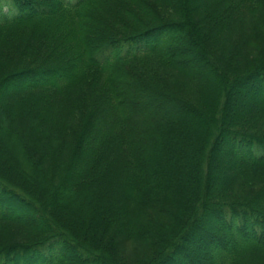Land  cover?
<instances>
[{
	"label": "trees",
	"instance_id": "16d2710c",
	"mask_svg": "<svg viewBox=\"0 0 264 264\" xmlns=\"http://www.w3.org/2000/svg\"><path fill=\"white\" fill-rule=\"evenodd\" d=\"M101 2L0 0V83L21 81L0 102V134L20 150L14 164L0 159V226L13 224L0 228V264H193L196 256L182 251L198 240L207 246L199 264H264V206L235 202L231 165L218 189L212 183L221 140L244 155L247 171L264 168V138L227 123L238 86L255 82L264 96V56L234 68L220 46L264 0H143V12L129 9L136 25L116 28L97 45L86 35ZM186 35L208 76L181 60ZM120 67L184 111L153 117L162 136L156 143L142 132V107L117 84L127 75L117 74ZM163 67L181 82L162 80ZM251 114L240 122L264 126V114ZM14 170L29 178L17 181ZM14 202L35 212L33 224L14 216ZM153 213L165 219L154 223ZM114 237H154L156 247L147 260L126 261Z\"/></svg>",
	"mask_w": 264,
	"mask_h": 264
},
{
	"label": "rangeland",
	"instance_id": "374dc122",
	"mask_svg": "<svg viewBox=\"0 0 264 264\" xmlns=\"http://www.w3.org/2000/svg\"><path fill=\"white\" fill-rule=\"evenodd\" d=\"M75 1V0H72ZM121 3L122 6L126 9H128V12L123 10V17L122 19H125V23H127V26H132V24L136 23L133 22L131 18L128 16V14H134L132 12V9L129 11L130 8L138 9L144 8L141 10L142 12L145 10L144 5L140 4V1L137 0H107L105 4L102 2L99 4V9L95 10L94 13L91 14V18H93V22L88 24V27L91 26V28L88 29L86 39L90 41L92 38H94L93 34H91L92 28L96 32L98 30L106 29L108 26H111L112 28H127L123 26V23H118L119 21L116 20V15L112 11L109 10L108 7L116 6L117 4ZM152 5H154L158 12H164L166 15H170V9H168V4H160L157 1H153ZM117 9L120 8V6L116 7ZM120 10V12H121ZM139 10V9H138ZM136 17V16H135ZM138 17H136L137 19ZM118 21V22H117ZM136 25V24H134ZM99 31V32H100ZM111 31H113L111 29ZM95 32V31H94ZM113 34V33H112ZM154 34V33H152ZM99 35V33L97 34ZM112 36V35H111ZM98 38V37H97ZM190 39L188 35L184 36L182 46L184 48V52L180 54V58L182 61H184L188 67H191L194 70L197 69V73L200 75L208 76L210 73L209 69H205L202 65V60L198 59L200 56L194 52L193 45L191 44ZM100 38L97 40V45L101 44ZM220 46L221 48L225 47L226 49V63H231L232 66L235 68L236 66L244 67L249 66L252 64L257 57H263L264 56V7L257 5L253 10L247 12L244 14V17L241 21L236 22L232 28L225 32L224 35H222L220 39ZM90 43V42H89ZM219 46V49H220ZM179 58V59H180ZM37 59V58H36ZM27 61V60H26ZM38 63H41L40 58L36 60ZM51 64H50V63ZM60 63L61 61L56 60V63ZM195 62V63H193ZM52 61H46L45 64L47 66H51L53 64ZM38 68H41L38 66ZM127 75L125 77H121V79L117 82V84L121 85L123 90L125 91L127 97L135 99L136 102L140 104L142 108L139 109V114L143 115V125H142V132L143 134H146L147 139H152L153 142H157L158 140L162 139L161 132L159 131V128L153 122V117L155 116H162L165 117V119L169 120L171 115H184L183 109H178L173 107L171 103L169 102L167 98V93H164L163 91H160L162 93L156 92V87L152 86L149 88L142 87L143 85L140 84L139 79L134 77L132 74H129V72H125ZM249 73V70L247 74ZM160 77L162 80H166L169 82H181V79L179 76H176L175 73L168 67H163L160 70ZM134 83V85H133ZM21 84V81L19 80H9L6 82L0 83V102L4 103V98L6 95L12 94L13 90L17 88ZM133 85V86H132ZM131 99V100H132ZM264 96L261 95L259 92L258 85L255 86V82L248 81L240 86H238L233 93L230 95V101L228 106L227 114L231 120V122L227 120V123L229 125V128L234 127L237 128V125H242L243 127H247L250 132L258 134V136L264 138V126L260 123H257V121L252 122H240L241 116L247 112L257 115H263L264 114ZM135 112V111H134ZM136 113V112H135ZM251 114V115H252ZM232 117H236L235 119H232ZM264 118V115L262 116ZM150 118L151 121L149 120ZM68 128L69 129H75L76 128V121L75 124H73V120H68ZM151 124V125H150ZM191 124V123H190ZM236 124V125H235ZM228 125H226L225 130L228 129ZM233 131V130H232ZM148 142V141H147ZM146 149V148H145ZM224 152H227L225 155ZM235 152H238V149L235 147L234 149H231L226 145L224 140H221L219 142V148L217 152V156L214 160L213 165V174H212V183L213 187L215 189H218L220 184H223L225 179V169L227 168V165H231L233 168V174L232 171L229 172V176L234 179V190H235V202H247L244 204H249L252 202L259 203L260 206H264V168H257L253 167L250 170L247 171L246 164L242 162L241 159L242 153L239 152V154H235ZM20 150L17 146L16 141L10 136L6 134H0V159L1 158H7L11 163H13V158L15 156L19 157ZM239 156V158H238ZM14 164V163H13ZM15 167V166H14ZM28 167L24 166V170L26 171ZM8 169V168H6ZM17 170V169H16ZM14 170V172L16 171ZM18 171V170H17ZM15 172L17 177V181L19 182H26L25 179L29 178L27 175H23L21 172ZM7 173V172H6ZM27 173V172H26ZM20 175V176H19ZM23 176V177H22ZM25 177V179H24ZM16 178V177H15ZM30 186V184H29ZM37 188L36 185H31V187ZM222 186V185H221ZM262 197V198H261ZM97 200L98 198H94ZM100 199V198H99ZM98 201V200H97ZM96 201V202H97ZM83 202V200H82ZM79 203V202H78ZM78 203L76 206H78ZM89 204V203H88ZM79 207V206H78ZM14 216H17V219L19 221L28 222L30 224H33V216L35 215V212L28 207L27 205L21 203V202H14ZM88 209V210H87ZM90 209V205H88L87 208H85V215H88L90 212H88ZM172 216V215H171ZM165 219L164 216L161 214L153 213L152 221L154 223H159V220ZM38 220V219H37ZM167 221V220H166ZM162 223V221H160ZM208 223L210 225L216 226L217 224L214 220H209L203 222ZM28 225V224H27ZM13 227L12 223L9 224H2L0 228L2 230L7 231L6 229H10ZM202 232L204 229H198V231ZM209 231L212 232V230L209 228ZM8 232V231H7ZM214 233V232H213ZM155 237V236H154ZM154 237L152 240L144 241V242H134V241H126V240H119L118 238H115V243L119 252V255L124 260L132 261L135 260L140 262L147 260L154 248L156 247V241L154 240ZM153 243V244H152ZM158 245V244H157ZM187 246V244H186ZM160 247V245H158ZM207 246L202 244L198 240L191 241L188 243V249L182 251L183 253H189L193 256H196L195 263L193 264H199L200 260L202 263L206 262V250ZM199 262V263H198ZM174 263L179 264V261H175Z\"/></svg>",
	"mask_w": 264,
	"mask_h": 264
},
{
	"label": "bare ground",
	"instance_id": "6f19581e",
	"mask_svg": "<svg viewBox=\"0 0 264 264\" xmlns=\"http://www.w3.org/2000/svg\"><path fill=\"white\" fill-rule=\"evenodd\" d=\"M107 0H103V4H105V2H106ZM137 1H140L141 3H144L143 2V0H137ZM117 6H120V8L119 9H117L116 7ZM109 8V10L110 11H112L113 13H114V15H116V20H118L117 22L118 23H123V25L125 24V25H127V23H125V20L124 19H122V15H123V11L121 10V8H123V10H125V8L122 6V4L121 3H119L118 2V4L116 5V6H114V7H112V6H110V7H108ZM120 10H121V12H120ZM126 12H128V9H126L125 10ZM111 29L113 30V31H111ZM92 33L91 34H93L94 35V38H92L89 42H96L97 43V40L100 38V40H101V44L102 43H105L109 38H111V35H113L112 33H115V31H116V28H112L111 26H108L106 29H103V30H98L97 32H96V29L94 30L93 28H92ZM95 31V32H94ZM100 31V32H99ZM99 33V35H97ZM155 36H154V38L156 39V37H157V34L155 33L154 34ZM98 37V38H97ZM103 41V42H102ZM117 74L118 75H123V74H126L125 72H126V70L123 68V67H120V68H118L117 70ZM140 82H142L141 80H140ZM152 87V86H151ZM152 89H153V87H152ZM159 93H162V92H160V90L157 88L156 89ZM157 92V93H158ZM224 154L226 155L227 154V152H224ZM205 231V230H204ZM210 236H212V235H210ZM28 257H30V256H34L36 253L34 252V253H29V254H27V253H25ZM24 256V255H23Z\"/></svg>",
	"mask_w": 264,
	"mask_h": 264
}]
</instances>
